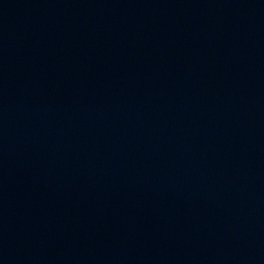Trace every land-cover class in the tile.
<instances>
[{
    "label": "water",
    "instance_id": "water-1",
    "mask_svg": "<svg viewBox=\"0 0 264 264\" xmlns=\"http://www.w3.org/2000/svg\"><path fill=\"white\" fill-rule=\"evenodd\" d=\"M183 0H0V118L97 48Z\"/></svg>",
    "mask_w": 264,
    "mask_h": 264
}]
</instances>
